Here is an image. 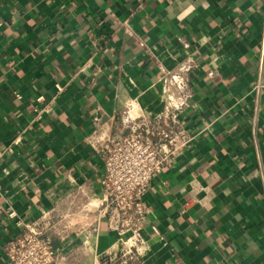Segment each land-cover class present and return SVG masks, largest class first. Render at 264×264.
<instances>
[{"label": "crops", "instance_id": "crops-1", "mask_svg": "<svg viewBox=\"0 0 264 264\" xmlns=\"http://www.w3.org/2000/svg\"><path fill=\"white\" fill-rule=\"evenodd\" d=\"M127 104L190 135L150 180L136 259L94 148ZM4 151L0 264L30 224L59 264H264V0H0Z\"/></svg>", "mask_w": 264, "mask_h": 264}, {"label": "built area", "instance_id": "built-area-1", "mask_svg": "<svg viewBox=\"0 0 264 264\" xmlns=\"http://www.w3.org/2000/svg\"><path fill=\"white\" fill-rule=\"evenodd\" d=\"M180 41L185 49L190 48L189 42ZM129 109L127 104L116 113L115 131L104 135L94 148L103 159L100 212L111 229L129 236L128 246L136 259L144 246L141 223L151 213L146 199L150 180L175 163L190 135L176 111L133 115ZM4 153H0V159ZM46 229L45 225L30 224L7 242L3 250L8 264H59L55 248L45 235ZM91 229H96V223ZM152 229L159 232L156 226ZM99 264H110V261L102 259Z\"/></svg>", "mask_w": 264, "mask_h": 264}, {"label": "rangeland", "instance_id": "rangeland-1", "mask_svg": "<svg viewBox=\"0 0 264 264\" xmlns=\"http://www.w3.org/2000/svg\"><path fill=\"white\" fill-rule=\"evenodd\" d=\"M116 260H117V261H116V262L114 261V264H119L120 262H123V264H126V263L124 262V260H126V257H124L123 259L117 258ZM128 263H130V262H127V264H128Z\"/></svg>", "mask_w": 264, "mask_h": 264}, {"label": "bare ground", "instance_id": "bare-ground-1", "mask_svg": "<svg viewBox=\"0 0 264 264\" xmlns=\"http://www.w3.org/2000/svg\"><path fill=\"white\" fill-rule=\"evenodd\" d=\"M173 99V98H172ZM173 101V100H171ZM177 103V102H176ZM174 103L173 102H170V100L167 102V106L170 107L171 105H173Z\"/></svg>", "mask_w": 264, "mask_h": 264}]
</instances>
